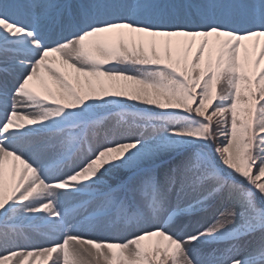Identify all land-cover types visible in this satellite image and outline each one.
<instances>
[{
    "label": "snow or ice",
    "instance_id": "1",
    "mask_svg": "<svg viewBox=\"0 0 264 264\" xmlns=\"http://www.w3.org/2000/svg\"><path fill=\"white\" fill-rule=\"evenodd\" d=\"M0 264H264V0H0Z\"/></svg>",
    "mask_w": 264,
    "mask_h": 264
},
{
    "label": "rangeland",
    "instance_id": "2",
    "mask_svg": "<svg viewBox=\"0 0 264 264\" xmlns=\"http://www.w3.org/2000/svg\"><path fill=\"white\" fill-rule=\"evenodd\" d=\"M134 135L139 134L138 132L134 131L133 133ZM175 199V197H173V200ZM211 213L209 214V217H211ZM209 222H211V219H209ZM87 235H93V236H100V237H116L115 233H109V232H96V233H86ZM118 238V237H117ZM35 242L38 244H45L47 243L46 240H44L43 238L37 237L35 239Z\"/></svg>",
    "mask_w": 264,
    "mask_h": 264
},
{
    "label": "trees",
    "instance_id": "3",
    "mask_svg": "<svg viewBox=\"0 0 264 264\" xmlns=\"http://www.w3.org/2000/svg\"><path fill=\"white\" fill-rule=\"evenodd\" d=\"M107 179L109 180V183H111L112 181L114 183V181H116L114 178H111V177H108Z\"/></svg>",
    "mask_w": 264,
    "mask_h": 264
}]
</instances>
